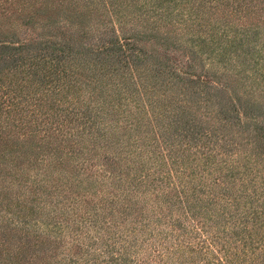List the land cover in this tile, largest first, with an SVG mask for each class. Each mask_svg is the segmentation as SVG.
<instances>
[{"label":"trees","instance_id":"1","mask_svg":"<svg viewBox=\"0 0 264 264\" xmlns=\"http://www.w3.org/2000/svg\"><path fill=\"white\" fill-rule=\"evenodd\" d=\"M28 1L45 30L14 68L44 96L29 106L30 92L7 88L0 137L13 136L9 118L52 104L28 120L44 121L29 136L42 132L52 157L0 150V264H264L262 0ZM159 30L186 61L150 64L136 42ZM152 71L182 99L155 98ZM98 148L116 151L101 163Z\"/></svg>","mask_w":264,"mask_h":264},{"label":"rangeland","instance_id":"2","mask_svg":"<svg viewBox=\"0 0 264 264\" xmlns=\"http://www.w3.org/2000/svg\"><path fill=\"white\" fill-rule=\"evenodd\" d=\"M24 1L23 0H0V43H5L9 47L7 50H5L6 51V54L4 56L6 57L5 60L3 61L0 60V68L1 69L5 68L2 71L8 74V75L5 74L6 76H8V79L6 78L1 79L5 88L3 90H1L0 88V97L1 95H3L2 93H4V98H2V100L0 101L6 102L8 101V99H12L11 98L13 97L12 94L8 95L9 97L5 98V95H7L6 94L7 88L12 89V90H18V91H20V88H23L21 93H24V91L30 92L28 96L30 98H27L29 106H30L33 103L35 98H42L44 96L43 93L38 94V91L36 90L38 88L44 89V86L39 85V80L36 76L34 77L32 76V74L31 76H28L29 74L25 73L26 70L22 73L20 71L21 69L14 68V66L18 65V62L15 61V59L19 57L18 50L19 48H21L22 46L21 44H33V43L40 41L41 39L40 34L45 29L43 27V30H42L38 24V23L43 22L44 16L42 17L40 14H38V16H35V13H34L40 7L38 3H36L32 9L30 8L32 7V5H30L29 1L28 0H24ZM255 4L256 5H255V8L253 9V12H255V15L261 14L262 17L259 19V22H256V20H252V22L253 23H264V19H263L264 13L261 10L264 8V0H262V2L258 1ZM204 11L208 15L212 13V11L207 10V9H205ZM25 14H32L34 17V20H32L29 25H27L25 22L27 20V18H24ZM99 19L103 20V18H99ZM209 21L211 20L209 19ZM63 26L64 25L60 23L59 28L50 29V31H53V32L56 30L65 31L66 29H64ZM103 26L110 28V24L108 23H104ZM83 27L84 29L89 30V31H90V28L92 27V33H91L92 38L87 41L85 40L83 41L90 46L94 45L96 43V40H95L96 34H97L96 30L101 29V27L99 26V24H96L95 22H91L88 25H85ZM93 27H96V30H93ZM139 30L142 31L141 29ZM68 32H72V31L66 32L65 39L70 38V34L67 36ZM173 33H178V31H175ZM173 36L175 35L173 34L165 35L162 30H159L157 32L156 31H145L141 33L140 35H138L139 40L136 42V45L143 52L148 53L149 54L148 56L152 57L150 58V64L152 63L155 65L156 62L166 63L165 61L166 58H169L170 60H172V58L180 59V56L182 57L184 61H186V58H184L183 56V52L181 50L173 48V46L178 45V43H175L174 41H172ZM75 37L76 35L74 36V38ZM14 81H16V83H14ZM30 81H32L33 83ZM146 83L152 85L151 86L152 88L149 87L148 89L151 92H154L155 98L156 96L162 97L161 94H164L165 99L177 98V101L179 99H182V95L180 93H182L183 88L180 85L171 88L169 85L162 82L161 78L153 71L148 72ZM8 85H10V88L8 87ZM154 85H157L155 89H154ZM17 86H19V88ZM3 99H6V100L3 101ZM15 99H17L18 101L19 98L15 97ZM43 105H47V106H45L44 108L40 106L39 107L40 111L30 112L29 110L27 113H22L21 114L22 120H19V121H18L19 118L12 116L13 113L9 115H5V114L3 115V117L4 116L5 117L4 119H1V120L2 121L5 120L4 123L7 122V116L13 117V118H9L8 124H3V125H7L6 129L11 128L14 132H13V136L11 134V135H4L0 137V150L1 151L5 149L6 151L12 150L13 145L16 143H19V145H22V146H25L28 144L30 146H33L32 151L35 155H38L39 160L42 159L43 162H47L51 159L52 156H51L49 145L46 146V142H43L40 138V136H42V132L41 134H36L35 137H32L33 132H31L30 134L31 137L29 136V132H30L29 129H34L33 127H36L37 129L41 128L40 130H42V124H44V121H38V122H41L42 124L35 125L34 123L29 122L28 120L35 119V117L36 119H42L43 116H41V111L48 109V107L51 106L52 104L43 102ZM28 109L32 110L35 108L28 107ZM105 117L104 119H101V120L104 123H106V125L113 123V121L111 122L112 120L111 118L109 117L105 118ZM66 126L71 127L72 125L66 122ZM65 128L66 127H64L63 129ZM126 132H128V128L126 130H120L117 133L114 132L113 130L108 131V135L113 137L114 140H117L118 138L123 139L124 136L121 137V135ZM260 135L261 134H259V138L261 137ZM10 139H12V142H10ZM259 140L264 141V138H260ZM26 147H29V146H26ZM115 149L117 148L115 147ZM115 151L116 150H111V149L103 150L102 148L101 149L98 148L95 151L98 154V158L96 159L102 163V154L114 153ZM89 153H91V151ZM261 157L264 159L263 155H261ZM82 178L84 177L82 176ZM87 197H90V199H94L91 196H87Z\"/></svg>","mask_w":264,"mask_h":264}]
</instances>
